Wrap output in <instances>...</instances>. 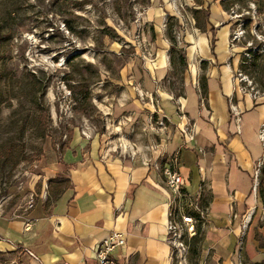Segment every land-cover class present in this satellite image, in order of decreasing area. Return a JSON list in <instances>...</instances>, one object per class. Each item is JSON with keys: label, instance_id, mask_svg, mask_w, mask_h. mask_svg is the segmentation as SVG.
I'll list each match as a JSON object with an SVG mask.
<instances>
[{"label": "rangeland", "instance_id": "obj_1", "mask_svg": "<svg viewBox=\"0 0 264 264\" xmlns=\"http://www.w3.org/2000/svg\"><path fill=\"white\" fill-rule=\"evenodd\" d=\"M218 1L229 17L231 52L239 58L234 79L247 78L242 85L264 100V0ZM174 2L0 0V218L52 207L68 187L60 168L75 138L90 137L103 155L152 165L165 180L166 168L178 172L194 126L187 119L178 129L165 98L182 118L186 34L198 26L196 17L201 27L207 21L193 10L198 0H187L162 24L147 22L150 7ZM160 50L168 63L166 75L156 77L151 61ZM197 236L186 239L183 257L171 254L172 264H199V228ZM0 264L11 263L0 257Z\"/></svg>", "mask_w": 264, "mask_h": 264}, {"label": "crops", "instance_id": "obj_2", "mask_svg": "<svg viewBox=\"0 0 264 264\" xmlns=\"http://www.w3.org/2000/svg\"><path fill=\"white\" fill-rule=\"evenodd\" d=\"M186 2L154 5L145 18L162 24L187 7ZM195 4L193 10L206 14L207 26L201 27L196 17L198 26L186 34L189 70L180 98L184 116L176 115L169 98L165 110L178 129L187 119L194 126V141L181 149L178 172L185 179L184 191L201 196L209 210L199 227V264H261L264 100L236 90L233 69L239 58L230 49L231 26L221 2ZM199 60L205 70L202 86ZM151 62L156 77L166 75V50ZM231 104L240 113L239 123ZM90 139L72 140L60 168L67 171L69 184L52 207L41 204L20 219L0 218V257L11 264H98L99 246L119 232L127 240L114 253L119 264H172L167 237L171 192L164 178L145 162L103 155Z\"/></svg>", "mask_w": 264, "mask_h": 264}, {"label": "built area", "instance_id": "obj_3", "mask_svg": "<svg viewBox=\"0 0 264 264\" xmlns=\"http://www.w3.org/2000/svg\"><path fill=\"white\" fill-rule=\"evenodd\" d=\"M238 38L235 36L232 40V46L234 47L235 41ZM247 78H243L239 75L234 79L237 83L236 90L241 94L249 95L255 100L260 97L254 96V89L249 86H243V83H247ZM231 112L235 120L240 122V113L237 107L231 104ZM260 139L264 144V125L260 132ZM166 175V186L171 192V202L169 205V221L167 226L168 242L172 248V254L175 257H183L189 250V245L186 239L193 238L198 235V228L205 225L209 217V210L202 206L201 196H192L184 191L185 179L180 172H172L169 168L164 170ZM261 176V167H259L255 174L254 192H258L259 178ZM127 244V240L124 234L119 232H113L105 239L99 246L96 255L98 264H119L116 260L114 253L119 248H124ZM243 243H240L242 246ZM242 249V248H240Z\"/></svg>", "mask_w": 264, "mask_h": 264}, {"label": "trees", "instance_id": "obj_4", "mask_svg": "<svg viewBox=\"0 0 264 264\" xmlns=\"http://www.w3.org/2000/svg\"><path fill=\"white\" fill-rule=\"evenodd\" d=\"M250 1H257V2H262L263 0H239V2L241 3H247ZM64 191V190H63ZM63 191L61 192V194L63 193ZM260 195L262 197V199L264 200V181L262 180V182L260 183V189H259ZM197 242L200 241V238H198V236L195 238ZM262 247L264 248V242L261 243ZM264 264V263H261Z\"/></svg>", "mask_w": 264, "mask_h": 264}]
</instances>
